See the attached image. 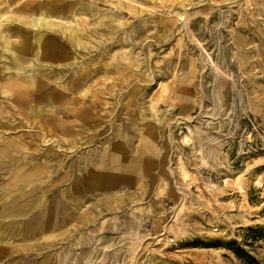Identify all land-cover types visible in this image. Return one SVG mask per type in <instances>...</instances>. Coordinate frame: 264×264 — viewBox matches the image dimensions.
I'll return each mask as SVG.
<instances>
[{
	"label": "rangeland",
	"instance_id": "rangeland-1",
	"mask_svg": "<svg viewBox=\"0 0 264 264\" xmlns=\"http://www.w3.org/2000/svg\"><path fill=\"white\" fill-rule=\"evenodd\" d=\"M0 264H264V0H0Z\"/></svg>",
	"mask_w": 264,
	"mask_h": 264
},
{
	"label": "bare ground",
	"instance_id": "bare-ground-1",
	"mask_svg": "<svg viewBox=\"0 0 264 264\" xmlns=\"http://www.w3.org/2000/svg\"><path fill=\"white\" fill-rule=\"evenodd\" d=\"M21 41V40H20Z\"/></svg>",
	"mask_w": 264,
	"mask_h": 264
}]
</instances>
